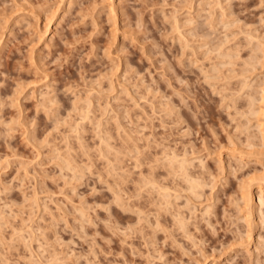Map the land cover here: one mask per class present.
<instances>
[{"label":"rangeland","instance_id":"1","mask_svg":"<svg viewBox=\"0 0 264 264\" xmlns=\"http://www.w3.org/2000/svg\"><path fill=\"white\" fill-rule=\"evenodd\" d=\"M262 97L264 0H0V264H264Z\"/></svg>","mask_w":264,"mask_h":264},{"label":"bare ground","instance_id":"2","mask_svg":"<svg viewBox=\"0 0 264 264\" xmlns=\"http://www.w3.org/2000/svg\"><path fill=\"white\" fill-rule=\"evenodd\" d=\"M263 92V91H262ZM262 99L264 100V98L262 97ZM263 103H264V101H262ZM263 113V112H262ZM261 113V114H262ZM263 116V115H262ZM261 125V124H260ZM264 127V121H263V124L261 125V127ZM260 127V126H259ZM260 127V128H261ZM263 127H262V131L264 132V129H263ZM263 132H261V133H263ZM263 138V137H262ZM256 180V182H257V185H256V187H257V192H256V194L258 195V197H256V200H260L259 202H261V198H262V193L264 192V174L263 175H261L260 177L258 176V178H256L255 179ZM192 188V187H191ZM264 201V200H263ZM263 204V203H262ZM261 204V205H262ZM259 205H260V203H259Z\"/></svg>","mask_w":264,"mask_h":264}]
</instances>
